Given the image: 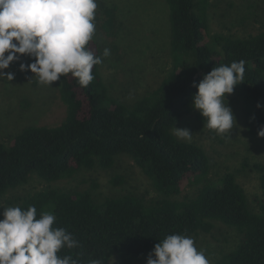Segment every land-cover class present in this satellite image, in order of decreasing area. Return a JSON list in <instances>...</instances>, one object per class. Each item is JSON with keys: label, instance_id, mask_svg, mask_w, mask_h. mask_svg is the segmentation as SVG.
<instances>
[{"label": "trees", "instance_id": "1", "mask_svg": "<svg viewBox=\"0 0 264 264\" xmlns=\"http://www.w3.org/2000/svg\"><path fill=\"white\" fill-rule=\"evenodd\" d=\"M170 8L173 69L151 92L129 103L112 95L102 73L94 66V81L81 87L70 74L58 81L67 116L58 125H29L5 141L0 128V197L26 183L32 173L47 182L71 177L81 169L111 168L120 155L131 157L152 178L165 197L150 204L134 193L95 199L92 192L49 187L9 201L39 215L51 211L57 227L79 241L64 249L80 264L116 256L117 264H136L166 235L191 237L208 234L214 220L241 233L238 245L212 264H264V205L253 210L245 189L233 172L218 180L208 178L212 162L206 150L177 138L173 132L203 76L214 67L244 60L245 75L237 90L245 98L246 124L258 136L264 126V31L247 37L216 34L206 39L210 0H167ZM102 57L97 38L87 46ZM198 120L206 119L197 110ZM246 166L247 163H245ZM260 173L264 189V165ZM115 184L123 179L113 177ZM199 184L194 197L173 199L188 184ZM0 219L3 216L0 215Z\"/></svg>", "mask_w": 264, "mask_h": 264}, {"label": "rangeland", "instance_id": "2", "mask_svg": "<svg viewBox=\"0 0 264 264\" xmlns=\"http://www.w3.org/2000/svg\"><path fill=\"white\" fill-rule=\"evenodd\" d=\"M210 1L208 41L216 34L247 37L264 31V0ZM97 3L94 37L103 51L108 48L111 52L110 56L103 57L102 76L113 96L131 103L151 92L173 69L168 2L97 0ZM20 62L32 61L25 56ZM20 62H14L5 70L15 74L14 80L0 79V128L5 141L26 126H55L67 116V105L61 97L58 81L52 86L40 85L35 76L31 79L32 73L19 70ZM227 102L237 118L232 136L229 133L221 137L204 127L194 108L186 110L175 127L189 129L192 139L182 140L196 143L206 150L212 162L208 178L218 180L227 172L235 173L253 210L260 213L264 205V189L260 173L253 167L255 164L264 165V138L248 130L242 90L229 95ZM115 176L121 177L123 182L115 184ZM199 186L190 183L181 194L170 198L194 197ZM49 187L70 192L89 190L98 200L134 193L150 204L165 197L131 157L120 155L111 168L81 169L71 177L54 182H47L32 173L26 183L0 197V215L3 208L10 206V200ZM193 238L196 246L205 250L212 264L238 245L241 233L233 226L214 220L212 232ZM147 256L141 257L136 264H146ZM116 259L113 256L108 264H117Z\"/></svg>", "mask_w": 264, "mask_h": 264}, {"label": "clouds", "instance_id": "3", "mask_svg": "<svg viewBox=\"0 0 264 264\" xmlns=\"http://www.w3.org/2000/svg\"><path fill=\"white\" fill-rule=\"evenodd\" d=\"M97 0H0V79L12 81L9 69L22 57L19 70L32 73L40 85L52 86L62 76L71 75L87 88L95 79L94 66L103 63L87 46L96 34ZM105 48L103 57L110 56ZM244 60L214 67L193 87L192 106L206 124L204 127L225 137L237 125L228 96L234 93L245 75ZM257 108L264 104L257 103ZM177 138L191 140L189 129L174 128ZM264 138V126L258 129ZM2 208V207H0ZM0 219V264H80L64 249H75L79 241L64 227H57L51 211L37 213L35 205L3 208ZM88 264H104L91 259ZM146 264H211L205 250L185 234L166 235L149 252Z\"/></svg>", "mask_w": 264, "mask_h": 264}]
</instances>
